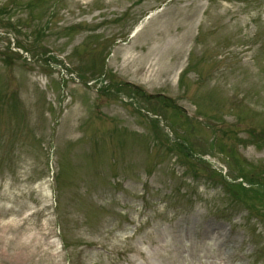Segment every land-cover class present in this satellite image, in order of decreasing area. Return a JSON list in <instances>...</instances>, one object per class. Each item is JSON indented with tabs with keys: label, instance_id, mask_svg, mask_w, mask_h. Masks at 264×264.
Returning <instances> with one entry per match:
<instances>
[{
	"label": "rangeland",
	"instance_id": "obj_1",
	"mask_svg": "<svg viewBox=\"0 0 264 264\" xmlns=\"http://www.w3.org/2000/svg\"><path fill=\"white\" fill-rule=\"evenodd\" d=\"M0 264H264V0H0Z\"/></svg>",
	"mask_w": 264,
	"mask_h": 264
}]
</instances>
